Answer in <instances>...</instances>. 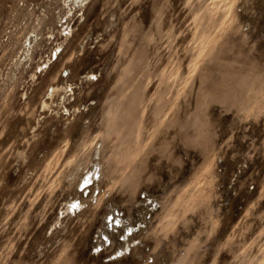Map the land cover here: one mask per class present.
Masks as SVG:
<instances>
[{
  "label": "rangeland",
  "instance_id": "rangeland-1",
  "mask_svg": "<svg viewBox=\"0 0 264 264\" xmlns=\"http://www.w3.org/2000/svg\"><path fill=\"white\" fill-rule=\"evenodd\" d=\"M86 3L0 0V264H264V0Z\"/></svg>",
  "mask_w": 264,
  "mask_h": 264
},
{
  "label": "bare ground",
  "instance_id": "bare-ground-1",
  "mask_svg": "<svg viewBox=\"0 0 264 264\" xmlns=\"http://www.w3.org/2000/svg\"><path fill=\"white\" fill-rule=\"evenodd\" d=\"M77 2H80V3H86V2H89L90 0H76ZM87 4V3H86ZM35 32V31H34ZM37 32V31H36ZM38 34L39 33H35L34 34V36L33 37H35V38H33L32 39V37L29 39V45H28V48L26 49V51H27V54H26V56H25V58H27L26 60H25V64L29 61V59H31V51L33 50L32 49V45H33V41H35L36 39H37V36H38ZM39 38V37H38ZM36 42H38L37 40L34 42L35 44H36ZM16 65H17V67H19V65H20V62H17L16 63ZM15 65V66H16ZM22 66V65H21ZM25 66V65H24ZM97 155L99 156V159L101 158V150L99 151V152H97ZM100 167V162H96L95 161V163H94V168L95 169H89V171H88V173L86 174V175H84V178H85V183L87 182V183H89V182H93V181H95L97 178L99 179V177L101 176L100 174H101V172H100V170H98V168ZM83 175V174H82ZM84 178H83V180H84ZM77 205H81V202L80 203H78ZM72 207V206H71ZM115 220H117L120 224H124V220L123 219H121V218H115L114 220H113V227H114V221ZM126 229H130L131 231H133V226L131 225V226H126ZM125 238H126V236H125ZM129 238L127 239V242H128V246H127V248L129 249V247H130V243H129ZM126 242V243H127ZM103 246V245H102ZM125 249V247H122L121 248V250L123 251ZM131 249V248H130Z\"/></svg>",
  "mask_w": 264,
  "mask_h": 264
},
{
  "label": "snow or ice",
  "instance_id": "snow-or-ice-1",
  "mask_svg": "<svg viewBox=\"0 0 264 264\" xmlns=\"http://www.w3.org/2000/svg\"><path fill=\"white\" fill-rule=\"evenodd\" d=\"M86 183H87V182H86ZM72 207H73V208H76V207H79V205H77V204H73Z\"/></svg>",
  "mask_w": 264,
  "mask_h": 264
}]
</instances>
